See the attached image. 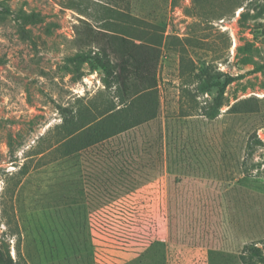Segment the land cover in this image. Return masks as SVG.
<instances>
[{
    "label": "rangeland",
    "instance_id": "374dc122",
    "mask_svg": "<svg viewBox=\"0 0 264 264\" xmlns=\"http://www.w3.org/2000/svg\"><path fill=\"white\" fill-rule=\"evenodd\" d=\"M0 264H264V0H0Z\"/></svg>",
    "mask_w": 264,
    "mask_h": 264
},
{
    "label": "trees",
    "instance_id": "16d2710c",
    "mask_svg": "<svg viewBox=\"0 0 264 264\" xmlns=\"http://www.w3.org/2000/svg\"><path fill=\"white\" fill-rule=\"evenodd\" d=\"M101 60H108L106 57H103V58H100ZM104 67H105V69L107 70V73H110L111 72V69H110V63L109 62H104ZM113 135H115V133L114 134H109L108 136H106V137H104V138H102L101 139V141L102 140H105V139H107V138H109V137H111V136H113ZM126 163V162H125ZM122 164L123 165V167H125L127 170H128V172H127V176L129 177V176H131V174H130V172H132L133 171V169H137V168H134V167H132V168H130L132 165L129 163L128 164V166H127V164ZM143 163H146V164H143ZM139 164V167H140V169H141V171L143 172V171H145V169H147L148 167H151L150 166V162H149V160H147V159H145V160H142L141 161V164L140 163H138ZM166 165H167V168H168V170H169V173H170V175H171V173L172 174H174V173H177L178 171H181V170H177V171H175L174 170V165H173V163H172V160H171V158H170V156L168 157L167 156V158H166ZM112 167H116L115 166V164H113L112 163ZM160 167H162L163 168V166H159V170H161V168ZM169 177V176H168ZM169 179V178H168ZM130 182V181H129ZM149 184L150 183H143V184H141L139 187H138V190H141L143 193L145 192V190H146V188H147V186H149ZM142 195H146L147 197H149L148 195L149 194H142ZM145 197V196H144ZM171 207L172 206H170V204H169V208H170V211H171ZM173 207H174V205H173ZM169 217H170V215H169ZM170 219V218H169Z\"/></svg>",
    "mask_w": 264,
    "mask_h": 264
}]
</instances>
